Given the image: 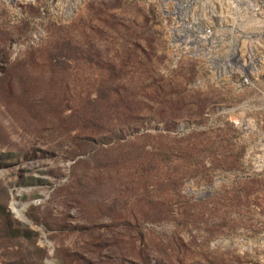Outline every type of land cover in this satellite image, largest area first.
I'll return each instance as SVG.
<instances>
[{
  "label": "rangeland",
  "instance_id": "rangeland-1",
  "mask_svg": "<svg viewBox=\"0 0 264 264\" xmlns=\"http://www.w3.org/2000/svg\"><path fill=\"white\" fill-rule=\"evenodd\" d=\"M0 205V264H264V0H0Z\"/></svg>",
  "mask_w": 264,
  "mask_h": 264
},
{
  "label": "trees",
  "instance_id": "trees-1",
  "mask_svg": "<svg viewBox=\"0 0 264 264\" xmlns=\"http://www.w3.org/2000/svg\"><path fill=\"white\" fill-rule=\"evenodd\" d=\"M64 48H66V47H64ZM77 49L79 50L78 54H79L80 58L83 57V54L81 53V49L80 48H77ZM77 49H74V50L76 51ZM54 55L55 56L51 55L53 57V59H51V60H53V61H56V58H60L61 59V57H63L64 60H66V55H64V54L54 53ZM45 57L47 59H49L50 58V54L47 52V54H46ZM111 88H114L115 89V88H118V86L117 85H114ZM115 90H118V89H115ZM21 94H22V96L20 98L22 100H23V97L27 98V94L25 92H21ZM117 107L120 109V111H124L125 106H121V107L120 106H117ZM131 117H134V115H132ZM117 132H118V130L112 131L111 132V136L109 138L117 139L119 137V132L118 133ZM85 136H87V135H83V134L81 135V137L83 139L86 138ZM93 156H91V157L94 158L95 165L96 166H99V165H101V167H111V166H115L116 167V166H118L117 160H115L113 162H108L107 159H105V158H96V155H94V154H93ZM96 163H99V164H96ZM80 183L81 184H84V185H87L88 184V182L85 183L83 181H80ZM4 207H5L4 205H0V215H3L4 216L3 218L0 219L1 220L0 223L3 226L2 229L5 230L6 233L8 235H10V236H22V235H25L26 236V235H28V233L26 232L25 227L19 225V223H17L16 226L12 225V223H11L12 220L7 217V212H6L7 210H4ZM169 264H172V263H169ZM174 264H178V263H174ZM179 264H182V263H179Z\"/></svg>",
  "mask_w": 264,
  "mask_h": 264
}]
</instances>
